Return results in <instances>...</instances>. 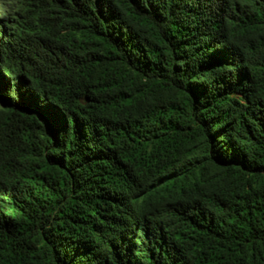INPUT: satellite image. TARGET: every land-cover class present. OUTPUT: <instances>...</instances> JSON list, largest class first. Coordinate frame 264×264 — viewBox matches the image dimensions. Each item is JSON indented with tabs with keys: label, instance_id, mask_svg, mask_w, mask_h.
Segmentation results:
<instances>
[{
	"label": "trees",
	"instance_id": "1",
	"mask_svg": "<svg viewBox=\"0 0 264 264\" xmlns=\"http://www.w3.org/2000/svg\"><path fill=\"white\" fill-rule=\"evenodd\" d=\"M0 264H264V0H4Z\"/></svg>",
	"mask_w": 264,
	"mask_h": 264
},
{
	"label": "rangeland",
	"instance_id": "2",
	"mask_svg": "<svg viewBox=\"0 0 264 264\" xmlns=\"http://www.w3.org/2000/svg\"><path fill=\"white\" fill-rule=\"evenodd\" d=\"M4 0H0V8L3 6Z\"/></svg>",
	"mask_w": 264,
	"mask_h": 264
}]
</instances>
